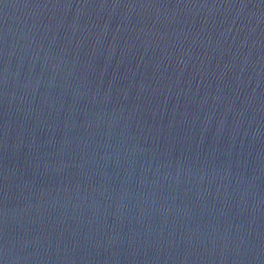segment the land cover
Segmentation results:
<instances>
[{
  "label": "water",
  "instance_id": "water-1",
  "mask_svg": "<svg viewBox=\"0 0 264 264\" xmlns=\"http://www.w3.org/2000/svg\"><path fill=\"white\" fill-rule=\"evenodd\" d=\"M0 264H264V0H0Z\"/></svg>",
  "mask_w": 264,
  "mask_h": 264
}]
</instances>
